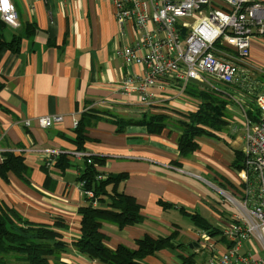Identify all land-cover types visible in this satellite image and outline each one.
I'll list each match as a JSON object with an SVG mask.
<instances>
[{
    "label": "crops",
    "instance_id": "obj_1",
    "mask_svg": "<svg viewBox=\"0 0 264 264\" xmlns=\"http://www.w3.org/2000/svg\"><path fill=\"white\" fill-rule=\"evenodd\" d=\"M11 1L19 26H10L0 16V36L19 45L17 50H0V164L7 152L22 150L28 171L23 178L13 172L6 178L0 176V204L34 224L64 223L61 233L70 248L62 256L64 263L102 264L73 246L81 237L79 209L91 204L79 178L85 161L96 156L101 159L96 164L98 180L126 175L116 188L135 199L143 217L142 223L123 228L102 222L108 248L137 250L138 240L146 236L158 239L176 234V242L184 249L161 250L147 257L146 264H184L182 257L191 256L197 264L196 254L201 251H208L211 258L210 245L222 252L229 248L228 239L218 240L195 226L192 216L201 215L221 232L233 224L235 208L225 203L219 190L238 197L245 190L241 180L245 168L232 166L238 153L245 154L246 123L254 121L249 114L257 116L256 97L264 92V35L253 29L247 58L223 43L218 45L217 57L233 62L239 70L234 83L213 79L169 82L157 93L158 104L145 108L119 89L128 78L142 73L140 65L125 63L122 52L128 46L142 45L143 32L133 22L119 25L114 0ZM145 2L146 12L153 15V0ZM256 3L264 5V0H250L251 5ZM215 7L221 8L213 0L211 6L194 12L197 19L179 21L181 33L186 36ZM151 28L157 30L154 24ZM191 87L215 91L227 103L224 123L215 129L214 137H200L199 149L183 157L178 149L182 132L175 121L199 109L201 100L187 92ZM87 111L98 112L100 118L90 120L81 151L75 142L76 129ZM111 114L126 120L122 132ZM144 114H165L171 120L160 133H152L146 126L131 123ZM46 116H61L62 122L43 128L39 119ZM46 150L67 154L71 165L65 170L46 167L42 155ZM77 152L87 156L78 158ZM208 258L202 264H208Z\"/></svg>",
    "mask_w": 264,
    "mask_h": 264
},
{
    "label": "built area",
    "instance_id": "obj_2",
    "mask_svg": "<svg viewBox=\"0 0 264 264\" xmlns=\"http://www.w3.org/2000/svg\"><path fill=\"white\" fill-rule=\"evenodd\" d=\"M212 1L153 0L155 11L149 15L145 0H114L119 25L122 27L133 22L143 32L142 45L128 46L122 52L127 65L143 67L140 75H134L120 85L122 94L150 108L158 104L157 93L164 91L169 82L191 79L209 82L208 79H213L232 84L236 81L239 75L237 66L229 60H220L217 47L223 43L242 57H249L255 37L253 29L264 35V5H251L250 0H215L221 8H213L208 17L184 36L179 30V21L211 6ZM131 5L136 8L130 10ZM0 16L10 26H19L18 14L11 0H0ZM151 24L156 25V31ZM256 105L258 120H247L246 123L245 169L241 174L245 198L219 190L236 209L233 224L222 232L232 245L223 252L210 245L213 254L208 264H264V258L258 254L242 252L243 242L252 238L264 250V92L256 97ZM39 122L41 127L50 128L62 122V117L46 116ZM15 153L24 155L26 151ZM59 154V151H42L45 166H54ZM74 156L81 158L87 155L77 152ZM80 186L83 187L84 183L81 182ZM87 194L91 198L94 196L91 192Z\"/></svg>",
    "mask_w": 264,
    "mask_h": 264
},
{
    "label": "trees",
    "instance_id": "obj_3",
    "mask_svg": "<svg viewBox=\"0 0 264 264\" xmlns=\"http://www.w3.org/2000/svg\"><path fill=\"white\" fill-rule=\"evenodd\" d=\"M18 41L8 43L0 36V50L10 48L17 50ZM193 97L199 98L201 104L195 113L186 115L182 120L175 121L181 129L179 138V152L183 157L192 155L199 149L198 139L202 136L214 137L215 129L224 123L226 101L218 97L217 93L200 91L194 87L187 89ZM98 112L87 111L80 119L76 129V145L83 151L84 142L88 139L86 128L90 126V120L98 121ZM258 120L257 116L253 118ZM112 122L119 127V132L124 130L125 119L109 116ZM171 119L168 115H147L142 119L131 120L132 124L148 127L152 133H160L169 124ZM130 123V122H128ZM90 161V162H89ZM85 161L86 169L81 174L79 181L84 182L83 191L92 192L91 204L79 209L82 217L81 237L73 243L74 248L83 256L92 261L102 264H146L145 259L156 256L165 249H184V246L176 242V234L171 237L153 239L146 236L138 240V249L133 250L120 246L116 250L108 248L105 244V236L101 233L102 222L109 221L117 224L120 228L135 226L143 222L141 207L134 198L119 191L116 187L119 182L126 180V175H110L106 179L98 180L99 172L96 164L101 161L96 156ZM57 168L65 170L71 164L67 154H60L56 158ZM236 170L245 168V156L237 154V159L232 166ZM27 166L24 158L14 152H7L0 164V176L6 178L8 172H13L19 177L27 174ZM115 187L109 190V186ZM98 203L100 207H94ZM164 208L168 205L162 203ZM233 222V220H231ZM195 226L207 231L218 240L225 241L221 229L214 226L201 215L192 216ZM65 224L57 221L53 227L34 224L22 217L15 209L0 204V264H67L62 261V256L70 248L64 241L63 234ZM184 264H193V256L183 258Z\"/></svg>",
    "mask_w": 264,
    "mask_h": 264
},
{
    "label": "rangeland",
    "instance_id": "obj_4",
    "mask_svg": "<svg viewBox=\"0 0 264 264\" xmlns=\"http://www.w3.org/2000/svg\"><path fill=\"white\" fill-rule=\"evenodd\" d=\"M197 13H194V19H197ZM194 19H191L190 20V22H192V23H196L195 21H194ZM181 22V21H180ZM183 22V21H182ZM192 30V29H191ZM219 193H220V191H219ZM244 195H242V197H243ZM243 198H245V197H243ZM225 199V198H224ZM225 203L227 204V205H229V206H232L229 202H227V200L225 199ZM233 207V206H232ZM233 208H235V207H233ZM235 212H236V209H235ZM253 252V253H255V254H258L261 258H264V250H262L261 248H260V246L258 245V243H257V241L254 239V238H252V239H250V240H248V241H245L244 242V249H243V253H248V252ZM209 257V253H208V251H201L200 253H198V254H196V259H197V264H202L207 258ZM209 259V258H208Z\"/></svg>",
    "mask_w": 264,
    "mask_h": 264
},
{
    "label": "water",
    "instance_id": "obj_5",
    "mask_svg": "<svg viewBox=\"0 0 264 264\" xmlns=\"http://www.w3.org/2000/svg\"><path fill=\"white\" fill-rule=\"evenodd\" d=\"M196 245H197V246H199V244H198V243H196Z\"/></svg>",
    "mask_w": 264,
    "mask_h": 264
}]
</instances>
